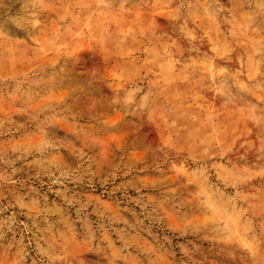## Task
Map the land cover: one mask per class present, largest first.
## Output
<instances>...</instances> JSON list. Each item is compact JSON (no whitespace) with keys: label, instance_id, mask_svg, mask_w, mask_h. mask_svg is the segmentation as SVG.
<instances>
[{"label":"rangeland","instance_id":"1","mask_svg":"<svg viewBox=\"0 0 264 264\" xmlns=\"http://www.w3.org/2000/svg\"><path fill=\"white\" fill-rule=\"evenodd\" d=\"M0 264H264V0H0Z\"/></svg>","mask_w":264,"mask_h":264}]
</instances>
